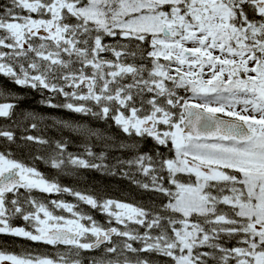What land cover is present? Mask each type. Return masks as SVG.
<instances>
[{
    "label": "snow or ice",
    "instance_id": "snow-or-ice-1",
    "mask_svg": "<svg viewBox=\"0 0 264 264\" xmlns=\"http://www.w3.org/2000/svg\"><path fill=\"white\" fill-rule=\"evenodd\" d=\"M0 264H264V0H0Z\"/></svg>",
    "mask_w": 264,
    "mask_h": 264
},
{
    "label": "trees",
    "instance_id": "trees-1",
    "mask_svg": "<svg viewBox=\"0 0 264 264\" xmlns=\"http://www.w3.org/2000/svg\"><path fill=\"white\" fill-rule=\"evenodd\" d=\"M16 91L21 95L24 96V101L21 105L23 110H36L38 112L44 114H52L57 115L58 113L52 112L51 110H47L41 107L39 104V96H33L31 94L25 95L24 91L21 89H16ZM42 171L47 173V169L44 168L43 165H40ZM64 183L69 184L72 187L79 188L81 190L88 188L94 189L100 193H106L107 195L113 196L117 199H131L132 197L136 196L137 194L129 187L126 181L118 180L116 178L108 177L102 175L100 173L95 172H88L82 176H70L66 177L63 180ZM65 199L71 201L73 198L65 196ZM96 218L100 221L103 220V217L100 216L98 213H94ZM9 250H16L19 251V248L13 246Z\"/></svg>",
    "mask_w": 264,
    "mask_h": 264
}]
</instances>
